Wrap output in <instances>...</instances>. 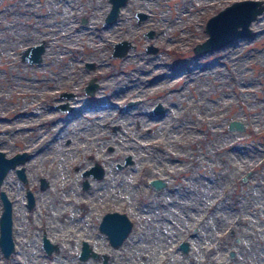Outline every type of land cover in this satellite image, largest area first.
I'll use <instances>...</instances> for the list:
<instances>
[{
  "label": "rangeland",
  "instance_id": "1",
  "mask_svg": "<svg viewBox=\"0 0 264 264\" xmlns=\"http://www.w3.org/2000/svg\"><path fill=\"white\" fill-rule=\"evenodd\" d=\"M232 1L125 0L104 25L109 0H0V149L6 156L34 153L25 162V185L36 198L27 209L25 185L10 169L0 188L12 202L14 250L8 257L0 250V264H102V254L104 264H264V11L252 19L250 36L193 52L207 36L206 19ZM136 11L147 16L137 21ZM148 29L154 30L150 37L143 34ZM121 39L133 46L112 56ZM41 40V61L21 60L20 51ZM149 43L158 50L145 51ZM85 62L97 66L87 70ZM77 71L100 77L97 92L82 96L93 107L41 115L44 96L54 94L46 87ZM126 85L132 86L119 93ZM128 98L143 102L126 107ZM156 100L165 110L148 120L143 114ZM58 116L52 132L39 126ZM231 119L242 121L244 130L228 129ZM106 123L120 126L108 142L116 152H131L135 162L120 172L127 179L117 188L108 186V173L99 182H107L104 188L85 195L97 205L109 199L108 208L133 219L117 247L78 230L90 226L93 215L76 218L73 205L84 200L67 181L77 178L73 166L87 139L107 130ZM147 126L154 128L142 132ZM131 133L135 140L128 139ZM143 167L169 172L165 187L151 191L130 182ZM39 176L49 181L46 189L37 188ZM42 230L57 244L50 254L41 246ZM82 239L97 258H78ZM181 240L188 241L186 252L177 246Z\"/></svg>",
  "mask_w": 264,
  "mask_h": 264
},
{
  "label": "flooded vegetation",
  "instance_id": "2",
  "mask_svg": "<svg viewBox=\"0 0 264 264\" xmlns=\"http://www.w3.org/2000/svg\"><path fill=\"white\" fill-rule=\"evenodd\" d=\"M143 19H145V18H143ZM145 33H146V31L143 34L146 35ZM153 33H154V30H153L152 34ZM149 44H152V43H149ZM157 50H158V47H157L156 51ZM145 51H147L146 47H145ZM156 51H154V52H156ZM30 63L36 64L35 62H30ZM88 63H90L91 66L88 67V65H87ZM83 65L87 70L93 69L97 66L95 62H85V63H83ZM87 73L88 72H86V74ZM81 74H85V72L80 73L77 71V72L71 73V75L68 76V78L60 77V80H59L57 85L54 83V84H50L48 87H46L47 90L48 89L51 90L50 92H53L54 94H52L53 96L51 95V97H50L49 93L46 94L47 97L44 96V98H43L44 100L42 102V111L43 112L41 115L46 113L45 110H48V111L52 110L53 112H56V113L62 115L64 113L68 114V113L76 112L75 110H77V109L83 110V109H89V107L90 108L93 107V105L91 103H89L88 101H86L84 98H89L97 92V89L100 85V77L98 75H94V74L93 75L87 74L86 77L82 78ZM90 82L94 83L95 86L93 88V92L88 93L89 88L87 87V85ZM136 85H138V84H136ZM131 86L126 85V86L120 88L118 91H119V93L123 94L126 91H128ZM82 100H84V101H82ZM82 102H84V103H82ZM129 102H132V103L128 104ZM142 102H143L142 98H128L127 100L124 101L123 104H124V106L129 107V106H133V105H140V103H142ZM158 102L159 101L156 100L150 105V109H149L150 113H147L146 115L143 114V116H145L148 120L155 119L158 116L153 112V107ZM159 115H161V114H159ZM61 118H63V116H61ZM61 118H60V116H58L57 118L48 119L46 121L42 120V122L39 124V126H41V128L45 132H52L51 126L53 124H55V122L57 120H62ZM101 126H105L107 130H105V131L103 130V131H101L100 134H97V135H96V133H94V134L92 133L90 138L87 139V141H88L87 151H85V153L82 154L81 161L78 164H75L73 166V170H72L73 172L72 173L73 174L76 173L77 178L74 180V178L70 176L67 180L69 184L78 186V189L80 190V194L83 197L82 199L84 200L83 202L82 201L75 202L73 205L77 209L76 210V214H77L76 218H80V217H82L88 213H89V215H93V219H91V225L88 226V224H85V226H79L78 230L84 232L86 235L100 234V235L107 238L108 233L106 230L103 229V224H102L103 217L108 212L117 211L120 213H125L127 218L129 219V221L131 223V227H130V230L128 232V235H129L130 232L133 230L134 221L130 217V215L127 213V211L114 209V208H108V203L110 202L109 199H107V200L101 202L99 205H97L96 200H93V199L91 200L90 198H87V196L85 195L89 190H93V189H96L99 187L101 188V185H102V188H104V186L107 185V182L104 184L99 183V182L102 181L106 177V174H108V173H110L112 175L111 181H110V183H108V186L111 185L114 188H117L119 185H121V183L123 182L124 179H127L126 176H123V179H122L120 172H122L123 169L127 168L129 165H132L135 162L134 156L131 152H129V151L124 152V153L116 152L117 150L114 147V145L112 143L108 142L109 140H111L113 138L114 132L116 130L120 129V126L117 124H114V123H106L105 125L101 124ZM134 126L136 128L141 126L138 119L134 120ZM152 128H154V127L147 126L146 128H142L141 130L144 133H149ZM127 137L129 140H131V139L135 140L136 139V137L134 135H132V133L127 135ZM69 140H70V138H66L64 140V143H69L70 142ZM101 142H104V143L102 145L101 150H98L97 146H99L101 144ZM91 144H92V147L94 149L91 148ZM149 146H151L150 143L143 145V147H149ZM21 152H25V157H24L25 159L23 162L18 163L15 167H21V166L23 167V170H24L25 175H26V182H23L18 178V176L15 172V168H11V169L13 170V172L16 175V177L18 178V180H20L21 183H23L25 185L28 182L25 162L29 158L34 156V153L23 149L20 151H16L13 154L21 153ZM13 154H11V155H13ZM109 166H110V168H111V166H112V168H114L113 173L111 171H108L107 167H109ZM115 172H117L118 175ZM99 175H101V176H99ZM168 176H170V173L167 171L160 173V170L155 168V174H154V173L150 172V169L148 167H143L142 176L138 177L139 180L137 178H133V180L130 179V182H132L134 184H140L141 183L142 185H144V188H148L151 191H159L161 188L165 187V185L167 184L166 178ZM156 179L163 180L165 182V184L161 187H157L156 186L157 182L156 181L154 182V180H156ZM134 181L137 183H135ZM48 186H49V181L45 177L39 176L38 182H37V188L39 190H43V189H46ZM26 189H29L33 195L34 203H33V206L31 208L27 207ZM89 194H91V192ZM108 196L111 199L112 193L108 194ZM24 197H25V204H26L27 209H29V210L33 209L35 204H36L35 193H34V190L31 187H29L28 185L24 186ZM45 233H46L45 230H42L41 237L43 235L46 236ZM127 236H126V238H127ZM107 240H108V238H107ZM83 241H85L87 243L88 247L91 250H93L91 245L85 239H82L81 244H80V249H81V245H82ZM179 243H178V245H179ZM112 247H114V246H112ZM178 248H179V246H178ZM93 251L96 252L95 250H93ZM98 256H99V254H98ZM103 258H105V260H106L105 254H102L101 262H102Z\"/></svg>",
  "mask_w": 264,
  "mask_h": 264
},
{
  "label": "water",
  "instance_id": "3",
  "mask_svg": "<svg viewBox=\"0 0 264 264\" xmlns=\"http://www.w3.org/2000/svg\"><path fill=\"white\" fill-rule=\"evenodd\" d=\"M110 6L107 11L103 24H109L113 21L119 12L120 5L125 0H109ZM264 11V0H234L231 3L225 5L219 9L216 13L210 15L205 21V31L207 36L200 42L193 45V52L199 54L201 52L210 51L220 46L230 43L236 38H244L251 35L252 30L250 23L259 13ZM137 21L145 18L147 13L143 11H136L135 13ZM86 19H82L85 22ZM153 30L146 31V35L150 37ZM45 40H41L39 43L27 45L20 51V58L27 62H39L42 59V53L45 49ZM133 44L128 39H121L113 43L112 52L113 56L124 55ZM157 47L153 44L146 46L147 51H156ZM91 66L90 63L87 64ZM95 84L90 82L87 87L88 93L93 92ZM129 102L128 104H131ZM165 107L158 102L153 107V112L156 115L163 113ZM227 128L230 130H244V124L237 119L229 120ZM25 152L15 153L10 156H6L4 151L0 149V185L6 176L7 172L11 168H15V172L18 178L26 182V175L23 167H15L18 163L24 161ZM101 176V175H99ZM156 186L161 187L165 184L163 180L156 179ZM27 207L33 206V195L29 189H26ZM0 200H1V212H0V250L4 257H8L14 250V241L12 238V202L6 192L0 188ZM103 229L108 233L109 243L117 247L128 235L131 227V223L125 213L117 211L108 212L103 217ZM41 246L47 254L57 249V244L51 242L46 236L41 237ZM179 248L182 252H186L189 248L187 240H182L179 243ZM233 255V252H231ZM88 257L96 258L98 254L91 250L85 241L82 242L81 249L78 253V258L85 260ZM106 262L105 258L102 260V264ZM222 264V263H221Z\"/></svg>",
  "mask_w": 264,
  "mask_h": 264
},
{
  "label": "bare ground",
  "instance_id": "4",
  "mask_svg": "<svg viewBox=\"0 0 264 264\" xmlns=\"http://www.w3.org/2000/svg\"><path fill=\"white\" fill-rule=\"evenodd\" d=\"M99 3H100V2H99ZM112 27H113V26H112ZM112 27H111V28H112ZM108 29H109V28H108ZM107 32H109V31H107ZM103 35H104V34H103ZM110 40H111V39H110ZM22 123H23V122H22Z\"/></svg>",
  "mask_w": 264,
  "mask_h": 264
}]
</instances>
